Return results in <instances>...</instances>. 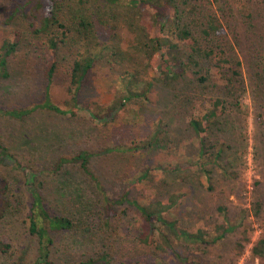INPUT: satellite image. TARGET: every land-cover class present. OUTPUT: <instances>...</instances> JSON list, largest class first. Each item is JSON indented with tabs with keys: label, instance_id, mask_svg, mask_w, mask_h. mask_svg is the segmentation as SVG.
<instances>
[{
	"label": "rangeland",
	"instance_id": "374dc122",
	"mask_svg": "<svg viewBox=\"0 0 264 264\" xmlns=\"http://www.w3.org/2000/svg\"><path fill=\"white\" fill-rule=\"evenodd\" d=\"M8 1L0 0V16ZM187 1L193 9L186 8L185 0H175L183 23H191L199 34L205 19L215 17L230 41L215 47L217 54L211 58L195 54L197 62L178 77L160 79L148 64L151 43L140 24L139 7L106 0H58L59 18L74 29L59 46L50 98L66 112L36 108L21 118L0 113V176L8 182L7 195L13 201L0 218V240L12 244L11 252L22 264H30L37 255L38 238L28 233L26 218L34 189L50 212L73 221L70 230L53 233L51 253L57 264H78L103 252L115 262L163 258L175 264L163 249H148L139 242L140 211L126 202L113 203L125 191L146 205L180 194L181 201L169 217L189 231H212L227 214L234 229L216 243H176L187 256L186 264H264V258L252 252L264 238V83L259 89L252 85L258 77L256 56L264 48V0ZM74 2L93 22L88 33L77 31L73 23ZM15 25L22 35L9 57V76L0 77V104L5 108L41 102L51 62L47 36L32 33L26 20ZM5 29L0 23V42ZM234 30L248 32L242 36L241 48L235 45L241 67L234 55ZM84 39L98 50L99 58L74 102L68 91L70 68ZM198 41L201 48L210 47V42ZM176 42L179 47L173 52L185 59L192 50L179 38ZM222 51L231 58V66L221 61ZM234 70L242 73L241 80ZM128 77L141 80L139 88L147 90L145 96L130 99L108 119L87 109L101 110L116 101ZM222 78L231 79L225 90ZM147 81L152 85L146 88ZM217 96L226 100V110L219 123L208 129L205 162L189 120L203 114ZM71 107L76 108L75 114L68 111ZM152 133H156L154 140L143 147ZM134 144L136 149L120 148ZM115 146L112 152L104 151ZM82 151L88 154L87 167L94 177L81 167L77 155ZM221 164L229 171L223 172ZM143 172L146 175L141 176ZM105 195L110 202H103ZM220 206L225 210L221 212ZM11 259L0 258V264H11Z\"/></svg>",
	"mask_w": 264,
	"mask_h": 264
},
{
	"label": "trees",
	"instance_id": "16d2710c",
	"mask_svg": "<svg viewBox=\"0 0 264 264\" xmlns=\"http://www.w3.org/2000/svg\"><path fill=\"white\" fill-rule=\"evenodd\" d=\"M81 1V0H80ZM111 4L122 3L129 5L133 8L140 10V24L144 28V32L147 35L148 42L151 43V50L148 52L147 58L148 64L150 61V67L153 68L155 77L160 79H168L171 76L178 77L183 74L189 65H194L197 60L195 54H199V57L211 58L215 56V47L221 46L226 40L230 41L229 36L224 29L223 24L215 17H208L205 19V23L201 25L199 34H196V30H193L191 23H183L181 13V7L175 0H169L170 3H155L149 0H106ZM78 3V2H77ZM58 0H9L8 3L3 5L2 13L0 16V23L6 27L5 35L0 42V77L7 78L9 76V57L16 50L18 42L22 35V29L16 26L15 23L19 20H26L29 30L38 34L43 32L47 38V46L51 55V62L46 72V84L44 85V98L41 102L35 103L31 107H15L5 108L0 104V113L12 115L16 118L23 117L26 113L33 111L36 108H46L55 110L60 113L66 112L53 103L50 98V86L53 79V75L56 68L58 49L59 46L67 41V39L73 33V27L61 20L57 14ZM186 8L193 9L187 0H185ZM74 10V21L76 23L79 32H89L93 22L88 19L85 14L81 13L77 8L75 2L72 5ZM244 33H248L247 30L235 31L234 30V55L239 57L236 47H240L242 42V36ZM172 34V36H170ZM204 39L210 42V47L201 45L198 41ZM179 38L185 45H188L192 50L191 53L185 59L174 53L177 51L178 44L176 39ZM83 46L77 48L76 56L72 61L70 68V77L68 91L72 92L71 97L74 102H77V96L83 84V80L88 72H90L99 58V52L91 46L90 42L86 39ZM202 46V45H201ZM249 50V49H248ZM223 55V56H222ZM220 57L221 61L231 66V58L222 51ZM184 56V55H183ZM249 57V56H248ZM248 57H245L246 59ZM157 61L156 63H154ZM236 65L241 67V60L238 58ZM255 71L258 77L252 80V85L259 89L264 83V48L259 49L256 62L254 64ZM234 75H238L241 80L242 73L239 70L233 71ZM126 79L125 91L122 94L117 95L116 101L112 104H108L101 108V110H95L88 106L87 109L94 113L95 117L107 118L116 113L117 109H120L132 98H141L145 96L147 90H141L139 88L140 79H134V77ZM200 79L204 77L200 76ZM224 82L222 86L224 90L228 88V84L231 82L230 78H222ZM146 88L152 85V81H147ZM115 92L116 88L113 87ZM226 100L220 96L213 98L207 109L203 114L199 116L191 117L189 120L190 127L194 130L195 134L201 141L200 157H204L206 162L207 158L205 147V137L208 134V129L213 124H218L220 117L225 114ZM75 107V106H74ZM70 108L68 110L72 114H75L76 108ZM264 109V105L262 106ZM106 110V111H105ZM160 126V125H159ZM158 126V128H159ZM156 136V133L148 135L143 141V147H147L152 143ZM136 146V147H135ZM141 146V147H142ZM138 147L137 144L120 147L122 150H132ZM115 147L105 148L104 151L112 152ZM222 148L217 149L215 155L214 165L218 166L219 162L217 158L221 155ZM3 154L0 150V161ZM80 159L81 167L91 177L94 175L89 171L87 167V152L82 151L77 155ZM65 159H60L59 163ZM204 162V163H205ZM217 164V166H216ZM223 165V164H221ZM199 167L203 168V163H199ZM219 168L223 172H227L226 165ZM146 175L143 172L141 176ZM35 183H40L41 181ZM128 191H125L119 198L113 200V203L126 202L134 205L141 213L143 223L141 224L142 231L138 238L139 242L148 249H163L164 253L171 258L175 264H186L187 256L177 248V242L184 243H203L214 244L219 241L224 235L234 229V225L229 222L227 214L224 215V222L216 225L212 231H206L202 228H198L195 231H189L188 229L181 227L177 224L176 219L170 218L172 209H174L181 201V195L172 194L166 200H159L156 202H149V204H141L137 200L129 198ZM8 194V182L2 176H0V218L6 215L7 209L13 206V201L7 195ZM103 202H110L108 196H103ZM219 210L222 212L225 209L220 206ZM26 218L28 221V233L35 234L37 236V255L36 258L30 264H57L52 257L51 246L55 244L53 233L60 232L61 230H70L73 226V221L67 215H58L50 212L48 207L44 203V199L38 189L31 191V202L26 212ZM12 244L3 239L0 240V258L9 257L12 258L11 264H22L21 259H18L11 252ZM252 252L264 258V238H260L253 248ZM114 257L103 252L96 256H88L82 258L78 264H168L163 258H155L153 261H113Z\"/></svg>",
	"mask_w": 264,
	"mask_h": 264
}]
</instances>
